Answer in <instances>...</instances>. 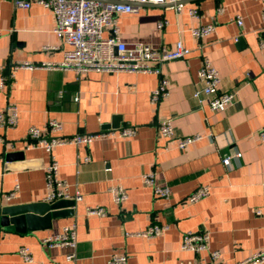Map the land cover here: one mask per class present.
I'll list each match as a JSON object with an SVG mask.
<instances>
[{
  "label": "crops",
  "instance_id": "1",
  "mask_svg": "<svg viewBox=\"0 0 264 264\" xmlns=\"http://www.w3.org/2000/svg\"><path fill=\"white\" fill-rule=\"evenodd\" d=\"M16 1L0 0V83L7 80L0 86V113L10 106L19 113L16 127L0 128V264H108L114 255H126L127 264H208V252L182 249L189 231L210 233L209 248L220 253L218 264H251L245 261L264 251V142L257 137L264 128V49L259 44L264 2L184 0L181 9L140 5L137 13L121 15L118 37L127 45L171 51L182 42L191 51L164 65L170 93L153 105L151 94L160 82L153 73L13 69L25 62L58 65L70 49L54 32L52 11L39 0H19L30 1L28 9L16 7ZM192 10L199 17H192ZM209 24L215 32L203 41L195 39L192 30ZM112 34V29L104 32L105 37ZM204 58L218 70L221 91L236 93L235 105L226 111H212L194 96L201 87L198 71ZM163 119L172 120L178 139L158 135ZM51 120L62 124L61 137L124 126L135 127L137 134L58 146L52 153L32 147L29 130H44ZM196 135L203 138L183 150L177 147L179 138ZM233 153L241 157L226 167L223 157ZM53 158L67 192L80 193L82 200L60 210L71 213L35 230L27 223L19 230L5 228L3 208L49 203L46 170ZM148 174L170 189L169 200L144 183ZM116 187L127 192L122 205L113 201L110 190ZM200 187H208L210 194L188 202ZM10 193L15 196L6 200ZM61 200L73 201L55 202ZM91 207H102L107 215L89 216ZM153 225L169 229L155 239L136 236ZM68 226L77 232L74 261L67 260L73 249L43 245V239ZM23 247L33 262L22 259Z\"/></svg>",
  "mask_w": 264,
  "mask_h": 264
},
{
  "label": "built area",
  "instance_id": "2",
  "mask_svg": "<svg viewBox=\"0 0 264 264\" xmlns=\"http://www.w3.org/2000/svg\"><path fill=\"white\" fill-rule=\"evenodd\" d=\"M183 0H39L45 8L52 11L55 20V34L59 39L69 45L70 49L65 52L64 61L58 65L55 64H32L18 63L13 69H40V68H60L65 71H75L78 74L88 72H105L111 74L120 73H153L160 77V82L152 94L151 103L157 105L161 100L169 96L170 79L165 75L163 67L165 64L185 59L190 50L182 42L177 43L176 48L171 51L165 49H153L149 45L136 43L127 45L118 37V20L121 15L137 13L140 5H176L178 9L182 8ZM264 2V0H261ZM16 7L30 8V1L15 2ZM221 11V9L219 10ZM192 17H199L196 10H192ZM263 28L260 33V47L264 49V11L262 15ZM239 28L243 26V20L240 17L236 19ZM112 29V36L105 37L104 32ZM215 25L209 24L192 30V35L198 41L215 32ZM238 41V39H236ZM51 49L50 47H47ZM54 49V48H52ZM198 78L201 87L195 92V98L199 103L207 102L212 111H226L235 105L237 97L234 92H223L220 89L221 78L218 70L208 59L202 60L198 71ZM7 80L1 79V88L5 86ZM78 101V98H75ZM18 109L14 106L8 108L7 113H0V128H14L18 124ZM63 126L60 122L49 121L46 129L33 127L28 132L32 147H41L47 152L52 153L53 149L64 145H89L98 140H111L116 138L129 139L137 134V129L132 126H124L118 130H105L93 134H79L71 137H61ZM158 135L167 139H178L171 119L160 120L157 124ZM257 137L264 142V128L257 132ZM200 135L179 138L177 147L180 150L201 140ZM3 138L0 137V143ZM240 153L226 154L223 157V164L230 167L235 158H240ZM88 160V158H86ZM60 165L55 158L46 170L47 195L45 200L54 203L59 199L72 198L74 202L82 200L80 193L76 192L71 196L67 190L65 181L59 179ZM143 181L146 185L153 187L155 195L159 198L169 200L171 191L168 187L156 183L153 174L144 175ZM113 201L116 205H122L128 200L127 192L116 187L110 190ZM210 194L208 187H200L188 197V202L197 203ZM15 193L4 195L6 200H10ZM2 197V196H0ZM87 215L105 217L107 211L102 207H91L87 209ZM167 225H153L147 231L138 233L136 236L146 239H155L163 232L168 230ZM210 233L208 231L184 233L182 249L196 254L208 252L210 262L208 264H218L220 253L211 251L209 248ZM43 245L52 249L56 247L71 248L73 252L67 256L68 261H74L77 257V232L75 226H68L63 229L60 235L43 239ZM20 256L26 262H33V256L28 248H21ZM126 255H114L108 264H127ZM245 263L264 264V251L256 253L248 258Z\"/></svg>",
  "mask_w": 264,
  "mask_h": 264
},
{
  "label": "water",
  "instance_id": "3",
  "mask_svg": "<svg viewBox=\"0 0 264 264\" xmlns=\"http://www.w3.org/2000/svg\"><path fill=\"white\" fill-rule=\"evenodd\" d=\"M74 204L75 202L72 200H61L52 204L32 203L5 207L2 209V225L9 230L14 228L19 230L24 223H27L30 229L35 230L41 226H45L51 219L63 217L71 213L69 210H60L72 208Z\"/></svg>",
  "mask_w": 264,
  "mask_h": 264
}]
</instances>
